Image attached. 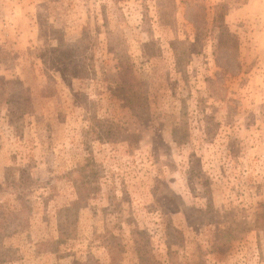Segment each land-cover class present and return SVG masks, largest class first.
Here are the masks:
<instances>
[{
	"label": "rangeland",
	"instance_id": "374dc122",
	"mask_svg": "<svg viewBox=\"0 0 264 264\" xmlns=\"http://www.w3.org/2000/svg\"><path fill=\"white\" fill-rule=\"evenodd\" d=\"M0 264H264V0H0Z\"/></svg>",
	"mask_w": 264,
	"mask_h": 264
}]
</instances>
